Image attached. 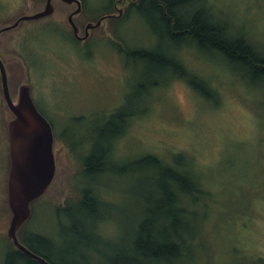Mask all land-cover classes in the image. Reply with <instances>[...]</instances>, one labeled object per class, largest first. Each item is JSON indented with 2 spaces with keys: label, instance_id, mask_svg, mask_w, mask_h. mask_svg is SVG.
Here are the masks:
<instances>
[{
  "label": "rangeland",
  "instance_id": "1",
  "mask_svg": "<svg viewBox=\"0 0 264 264\" xmlns=\"http://www.w3.org/2000/svg\"><path fill=\"white\" fill-rule=\"evenodd\" d=\"M113 1L81 0L82 11L73 17L80 36L86 23H95L108 11L116 14ZM204 1L233 35L243 36L264 55V0ZM45 2L0 0V29L42 11ZM52 5L47 18L23 21L0 34V58L12 98L20 85H29L34 104L54 134L55 177L32 204L21 235L33 233L53 241L47 253L61 264H107L106 259L119 264L116 252L135 255L131 241L141 218L158 221L157 236L165 233L164 196L156 193L158 181L151 172L156 171L86 177L83 158L93 148L108 147L110 163L153 155L173 167L175 156L183 154L199 183V193L187 202L186 220L193 232L178 233L191 242L179 247L180 255L184 251L181 258L175 259L172 252V260L158 264H264V79L255 81L245 68L215 52L188 45L175 51V41L166 37L163 24L148 8L140 14L125 11L126 21L116 25L104 20L84 42L74 39L67 22L76 6L59 0H52ZM128 49L168 52L174 60L176 54L195 78L194 85L154 63L125 56ZM201 89L214 94L207 96ZM118 109L130 116L113 118ZM11 119L0 82V264L12 249L6 186V125ZM109 123H117L118 133H110ZM118 165L109 167H122ZM83 189L109 204L96 226L102 240L96 253L85 250L77 236L62 228L68 225L63 214L75 208Z\"/></svg>",
  "mask_w": 264,
  "mask_h": 264
},
{
  "label": "trees",
  "instance_id": "2",
  "mask_svg": "<svg viewBox=\"0 0 264 264\" xmlns=\"http://www.w3.org/2000/svg\"><path fill=\"white\" fill-rule=\"evenodd\" d=\"M159 1L161 6L155 0H134L133 4L128 5L125 9L126 14L129 10H132L131 12L134 14H140L144 9L148 8L150 14H152L151 17L163 24L166 37L173 42L175 41V45L178 47H175V51L185 47L184 45H188L203 52H215L225 57L229 62L239 64V66L245 68L247 72L252 74L255 81L264 79V55L255 50L243 36L233 35L229 31L228 25L215 18L210 9L206 8L204 0L201 2L202 5L196 8L193 5L198 0ZM110 13L112 12L108 11L102 16ZM125 16L124 12L120 18L109 19V21L117 22L115 23L116 25L120 22H125ZM119 51L123 52L122 48H119ZM166 54L142 49H128L124 52L127 57H132L142 62L148 61L157 65L159 69L163 68L168 72H172L173 77L184 81L192 87L195 78L190 76V71L177 59L176 54L175 60ZM201 93L207 96L214 94L210 89H201ZM127 116H130V114H127L126 110L118 109L115 111L113 118L120 119ZM107 125L108 129L109 127L111 128L110 133H118L117 123H109ZM107 148L101 151L93 148L83 158V176H99L110 173L116 175V177H121L128 172H135V169L138 172L145 171L144 169L155 170L156 173L151 171L153 180L158 181L155 191L157 194L164 196L162 213L165 225H163L161 232L165 233L161 234V236L158 235V237L157 233H154L156 232L154 228L158 221L154 222L153 218H141L135 227L136 234L131 241L135 255L132 256L124 251H119L116 252L117 255L114 259L117 258L116 260L121 261L119 264H158L163 260H172L170 259L172 252L175 259L179 256L181 258L184 251L180 255L181 250H179V247H185V243L190 246L191 241L185 242L178 233L193 232L191 221L186 220L188 218L186 216L188 213L187 202L191 201L193 193H199V183L194 175L193 168L190 167L192 165L191 161H188L183 154H177L173 167L153 155H147L123 164L118 161L110 163L113 158H111L112 154L108 153ZM117 164L122 167H109V165L117 166ZM88 190L83 189V193L80 194L75 208L63 214L64 216L62 217L66 218L68 225L67 227L62 226V228L66 232H72L74 236H77L81 240V244L86 248L85 250L96 253L97 242H102L96 226L99 227L103 222V211L106 210L109 204L99 200L95 195H90ZM23 230L24 226L18 232V238L22 244L50 264H61L59 261L51 259L48 254L52 246L55 245L53 241L33 233L25 234V237H23L21 235L24 232ZM80 234L88 236L89 239L82 237ZM10 246L12 249L4 255L3 264H40L18 252L11 242ZM80 261L72 264L87 263L84 260ZM106 262L107 264H113L114 260L106 259ZM115 264L118 263L115 262Z\"/></svg>",
  "mask_w": 264,
  "mask_h": 264
},
{
  "label": "water",
  "instance_id": "3",
  "mask_svg": "<svg viewBox=\"0 0 264 264\" xmlns=\"http://www.w3.org/2000/svg\"><path fill=\"white\" fill-rule=\"evenodd\" d=\"M60 1L76 6V9L69 14L67 22L73 31L74 38L79 41L86 40L89 31L100 27L104 20L118 18L122 14V10L119 9V15L107 14L101 16L95 23H87L84 35L79 36V28L75 25L73 17L82 10L81 0ZM53 11L52 0H46L42 11L33 15L21 16L12 25L1 28L0 33L17 28L23 21L48 17ZM0 82L4 103L12 115V119L6 125L10 163L6 186L7 204L11 215L7 238L15 249L27 258L40 264H50L22 244L18 238V232L31 217L32 203L48 191L55 176L52 126L34 104L29 85H20L16 98H12L5 65L1 58Z\"/></svg>",
  "mask_w": 264,
  "mask_h": 264
},
{
  "label": "flooded vegetation",
  "instance_id": "4",
  "mask_svg": "<svg viewBox=\"0 0 264 264\" xmlns=\"http://www.w3.org/2000/svg\"><path fill=\"white\" fill-rule=\"evenodd\" d=\"M60 1V0H59ZM134 1V0H133ZM133 1L132 0H114L113 1V12H115L116 14L115 15H119V9H121L122 10V14L120 15V17L124 14V12H125V9L127 8V6L128 5H130V4H133ZM156 1V3L158 4V5H160L161 6V2L159 1V0H155ZM62 2V1H61ZM63 3V2H62ZM69 6H72V5H69ZM82 11V10H81ZM73 12V11H72ZM120 17H118V18H120ZM44 18H47V17H44ZM44 18H40V19H44ZM111 19H116V18H111ZM38 20V19H37ZM74 21V20H73ZM74 23H75V21H74ZM89 23V22H88ZM87 24V23H86ZM86 24L84 25V27H83V29H82V31H83V35H84V33H85V26H86ZM75 25L79 28V34H80V32H81V28L75 23ZM92 30V29H91ZM90 30V31H91ZM5 32H7V31H5ZM2 33H4V32H2ZM2 33H0V34H2ZM72 34H73V31H72ZM80 36V35H79ZM74 37V36H73ZM88 37H89V35H88ZM87 37V38H88ZM86 38V39H87ZM75 39V38H74ZM76 40V39H75ZM77 41H79V40H77ZM76 41V42H77ZM84 42H86L85 40H84ZM6 69V68H5ZM55 177V176H54ZM54 179V178H53ZM53 182V181H52ZM52 184V183H51ZM40 199V198H39ZM38 199V200H39ZM37 201V200H36ZM35 201V202H36ZM32 214V213H31Z\"/></svg>",
  "mask_w": 264,
  "mask_h": 264
}]
</instances>
